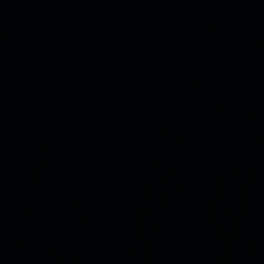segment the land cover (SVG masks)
<instances>
[{"label":"water","instance_id":"water-1","mask_svg":"<svg viewBox=\"0 0 264 264\" xmlns=\"http://www.w3.org/2000/svg\"><path fill=\"white\" fill-rule=\"evenodd\" d=\"M0 264H264V0H0Z\"/></svg>","mask_w":264,"mask_h":264}]
</instances>
